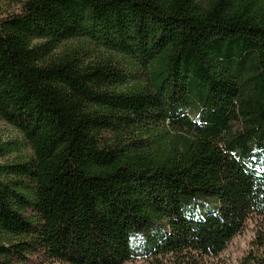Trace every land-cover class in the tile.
<instances>
[{
    "label": "trees",
    "instance_id": "16d2710c",
    "mask_svg": "<svg viewBox=\"0 0 264 264\" xmlns=\"http://www.w3.org/2000/svg\"><path fill=\"white\" fill-rule=\"evenodd\" d=\"M79 36L117 57L51 55ZM0 117L33 151L0 163V264H222L250 223L264 264V0H26Z\"/></svg>",
    "mask_w": 264,
    "mask_h": 264
},
{
    "label": "rangeland",
    "instance_id": "374dc122",
    "mask_svg": "<svg viewBox=\"0 0 264 264\" xmlns=\"http://www.w3.org/2000/svg\"><path fill=\"white\" fill-rule=\"evenodd\" d=\"M26 0H0V17L18 13L21 10L22 4ZM40 42V40H36ZM78 53L81 56H85V59L90 61H97L102 56L117 57L116 54L105 51L100 44L88 39L87 37H75L65 40L58 44V46L52 51L51 55H61L65 53ZM149 81L145 74L138 70L131 73L129 81L126 86H122L121 89L127 87L141 88L148 87ZM12 147L13 151H7L4 155L0 156V163L15 162V161H28L33 158V151L29 143L26 141L23 133L13 124L0 117V147ZM252 224H248L242 233L235 236L232 241L226 246L217 259L222 264H239V258L242 256L247 248L248 241L252 236L251 232ZM216 259V260H217ZM25 264H63L59 261H51L46 259L32 260ZM124 264H171L169 261L165 262L161 259L152 260L146 256L136 255L132 259L128 260Z\"/></svg>",
    "mask_w": 264,
    "mask_h": 264
}]
</instances>
